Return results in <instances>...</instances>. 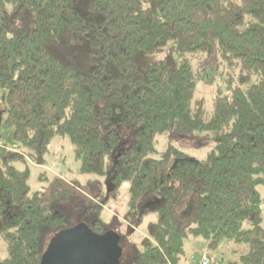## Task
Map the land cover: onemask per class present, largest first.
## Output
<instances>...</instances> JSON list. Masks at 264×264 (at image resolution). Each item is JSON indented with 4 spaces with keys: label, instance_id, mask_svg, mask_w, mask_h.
<instances>
[{
    "label": "trees",
    "instance_id": "16d2710c",
    "mask_svg": "<svg viewBox=\"0 0 264 264\" xmlns=\"http://www.w3.org/2000/svg\"><path fill=\"white\" fill-rule=\"evenodd\" d=\"M0 99V264H39L74 226L117 232V264H176L188 236L264 264V0H0ZM57 134L95 177L31 189Z\"/></svg>",
    "mask_w": 264,
    "mask_h": 264
},
{
    "label": "rangeland",
    "instance_id": "374dc122",
    "mask_svg": "<svg viewBox=\"0 0 264 264\" xmlns=\"http://www.w3.org/2000/svg\"><path fill=\"white\" fill-rule=\"evenodd\" d=\"M8 11H11L12 7L10 4L6 6ZM225 71V69H224ZM217 73L218 70H217ZM217 78H214V82L212 84L199 83L197 85L196 93L197 95H203L207 99V105L210 106V101L212 95L215 93V87ZM3 107V104L0 99V109ZM11 130L9 128H5L3 126L0 127V139L3 144H6L9 148H15V143L11 137ZM173 143L187 149L189 155L201 158L205 152L209 149V146L195 149L190 146V143L187 141H173ZM182 144V145H181ZM162 138L158 139L156 144V150L160 151L163 148ZM46 164L41 167L37 165L30 166V175L28 182L30 184L31 189H46L48 181L47 178L41 177V172L46 171V175L52 176L53 174H57L65 180H78L82 182L87 178H94L95 175L92 173H80L79 171V159L74 157L73 153V145L69 141L66 135L57 134L55 135L50 144L49 151L46 154ZM106 184L109 186L110 182L107 180ZM259 190L260 196L262 198V202L260 204L261 212H262V221L261 225L264 227V183L259 184L257 186ZM125 195L126 191L124 190V186L121 188V193L116 197V199L109 201L105 206L107 212H113L120 214L122 211L126 209L125 205ZM153 213L149 212L143 217L139 228L135 234V237H139L144 231L146 222L148 220L153 219ZM230 244V243H229ZM230 246H226L230 248ZM129 249L128 245L125 243L124 250ZM206 249L209 254H211L214 258V262L212 264H216L220 262V258L222 256H229V249L225 248L223 251V246L219 244L216 249H210L207 247V242L204 238L198 236H188L184 241V257L179 259L176 264H195L193 260V255H195L198 251ZM7 255L6 245L2 239H0V258H4Z\"/></svg>",
    "mask_w": 264,
    "mask_h": 264
},
{
    "label": "water",
    "instance_id": "95a60500",
    "mask_svg": "<svg viewBox=\"0 0 264 264\" xmlns=\"http://www.w3.org/2000/svg\"><path fill=\"white\" fill-rule=\"evenodd\" d=\"M118 241L114 231L96 236L84 226L63 229L50 239L39 264H117Z\"/></svg>",
    "mask_w": 264,
    "mask_h": 264
},
{
    "label": "built area",
    "instance_id": "2783aa9c",
    "mask_svg": "<svg viewBox=\"0 0 264 264\" xmlns=\"http://www.w3.org/2000/svg\"><path fill=\"white\" fill-rule=\"evenodd\" d=\"M0 145H2L1 140H0ZM213 262H214L213 256L209 254L206 249H202L197 252L195 258V264H212Z\"/></svg>",
    "mask_w": 264,
    "mask_h": 264
}]
</instances>
